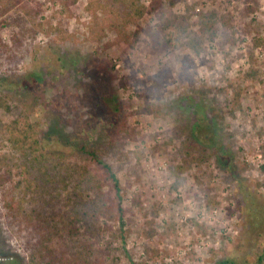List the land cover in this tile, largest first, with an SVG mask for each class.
Masks as SVG:
<instances>
[{
	"label": "rangeland",
	"instance_id": "374dc122",
	"mask_svg": "<svg viewBox=\"0 0 264 264\" xmlns=\"http://www.w3.org/2000/svg\"><path fill=\"white\" fill-rule=\"evenodd\" d=\"M28 1L40 14L3 33L8 43L14 32L24 36L16 59L0 58V156H17L3 127L26 113L59 171L77 170L74 182L84 167L103 175L92 153L114 165L119 194L106 183L101 193L88 188L83 201L89 218L76 246L88 264H216L230 258L264 264V219L252 229L248 218L255 203L264 218V47L253 48L247 29L252 18L264 25V0H255V10H248L253 0H177L172 11L188 18L190 32L198 29L199 14L211 11L231 14L240 30L241 42L223 48L219 35L202 44L200 55L185 38L162 44L152 0H142L148 12L129 26L130 43L110 29L95 36L92 0H78L71 15L62 13L58 0ZM252 69L260 79L247 77ZM231 86L241 91L242 109L235 112ZM109 96L118 99L117 110ZM124 130L132 138L125 139ZM186 139L201 145L203 162L176 185L172 170L183 162ZM49 185L44 217L65 208L62 185ZM110 200L125 209L123 220L97 219L98 208ZM3 213L0 200V264H33L23 235ZM67 240L55 236L57 244Z\"/></svg>",
	"mask_w": 264,
	"mask_h": 264
},
{
	"label": "trees",
	"instance_id": "16d2710c",
	"mask_svg": "<svg viewBox=\"0 0 264 264\" xmlns=\"http://www.w3.org/2000/svg\"><path fill=\"white\" fill-rule=\"evenodd\" d=\"M37 1V0H35ZM62 5V13L72 14V8L78 0H58ZM170 4L166 8L164 0H152L150 11L157 14L158 31L163 36L162 44L165 47L175 42L186 39V46L200 55L202 44L206 41H214L221 35V45L225 48L228 44H237L242 41L240 30L234 23L231 14H221L216 11L201 12L199 14L198 29L190 32L188 18L175 14L172 10L177 0H169ZM28 0H0V58H17L19 49L23 46V30L20 33H13L10 43L6 41L3 33L6 29L14 26H23V17L34 19L40 14L41 8H31ZM257 2L253 0L248 10H255ZM21 11V15H13ZM88 11L93 16V30L95 36L100 39L107 29L113 30L118 37L130 43L131 36L128 34L130 25L136 24L147 12L148 8L142 0H92L88 6ZM250 34L253 35V48L264 47L263 29L257 18H252L247 26ZM189 35V36H188ZM139 37V33L135 34ZM253 53V52H252ZM254 55V54H253ZM186 58V64L189 63ZM250 79H260L259 71L252 69L248 72ZM232 88L231 112L242 109L241 91ZM107 103L117 110L120 103L115 96H109ZM2 105L9 109L8 100L3 98ZM201 123V122H200ZM203 124L197 126L202 130ZM38 125L31 122L28 114L18 116L14 121L4 125L3 129L8 134L10 146L17 156H0V200L3 203V218L12 230H16L23 235L26 248L30 252L33 264H88L87 255L77 249L79 237L82 235L84 224L88 223L89 212H82L83 202L88 195L87 189L96 187L100 193L106 183L111 184L117 193L120 192V183L112 163L102 160L96 153H92V158L101 166L103 175H94L84 167L81 172L82 177L78 182H74L76 171L69 167L66 171H59L57 164L48 155V152L41 146V137L38 132ZM125 139L132 138V132L124 130ZM199 143H194L189 139L182 142L184 158L182 164L172 170L176 178V185L184 181V173L188 172L193 164L202 163V157L198 156ZM221 151V148L216 149ZM91 154V153H90ZM90 177L87 182V177ZM101 176L98 179V177ZM46 181L43 183L41 181ZM87 185L85 186V183ZM62 185L65 191V208L56 212L47 210L49 215L44 217L43 205L44 197H50V185ZM49 186V188H48ZM73 189L70 190V187ZM61 188V186H60ZM116 202L110 200V204H103L97 211V219L101 215H106L110 221L114 219L123 220L125 209L121 204L116 207ZM117 208V211H116ZM253 209V211H252ZM261 205L253 204L248 208V218L250 228H260L258 221L264 219L259 213ZM83 213V214H81ZM95 214V213H94ZM37 215V218L35 217ZM100 215V216H99ZM88 226L87 229H89ZM121 233V231H120ZM56 235H64L70 238L66 243L57 244ZM90 245L89 241H82V249ZM216 264H253L248 261L238 263L234 259H222Z\"/></svg>",
	"mask_w": 264,
	"mask_h": 264
}]
</instances>
